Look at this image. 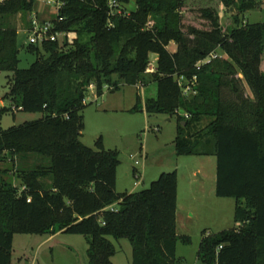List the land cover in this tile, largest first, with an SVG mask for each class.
I'll return each instance as SVG.
<instances>
[{
  "label": "trees",
  "instance_id": "trees-1",
  "mask_svg": "<svg viewBox=\"0 0 264 264\" xmlns=\"http://www.w3.org/2000/svg\"><path fill=\"white\" fill-rule=\"evenodd\" d=\"M36 1H0V73L12 74L13 109L44 114L3 130L8 109L0 107V163L48 159L19 169V187L0 171V264H11L15 234L60 232L87 239L89 264H113L115 248L107 237L130 243L131 264H184L176 246L191 239L176 230V172L160 174L140 192L119 194L117 151L105 150L101 138L95 149L79 140L90 85L101 96L113 75L131 86L155 83L156 98L143 106L137 99L130 112L175 116L177 156L216 159L215 196L235 201L236 227L204 232L198 260L264 264V23L241 19L258 0H116L114 15L109 0H56L61 6L52 19L54 31L76 38L28 45L36 60L19 69L18 33L7 21L33 11ZM130 4L135 10L126 9ZM194 12L208 28L190 25ZM224 16L230 22L225 30ZM170 43L177 45L174 53ZM217 50L225 57L217 53L197 69ZM152 54L154 71L147 73ZM236 72L249 95L244 105L225 106L223 90H238L225 79ZM180 77L184 85L195 77L187 95Z\"/></svg>",
  "mask_w": 264,
  "mask_h": 264
},
{
  "label": "rangeland",
  "instance_id": "rangeland-1",
  "mask_svg": "<svg viewBox=\"0 0 264 264\" xmlns=\"http://www.w3.org/2000/svg\"><path fill=\"white\" fill-rule=\"evenodd\" d=\"M257 2L253 10L241 17L244 22L264 23V0ZM58 8L56 0H37L33 11L20 13L8 19L7 23L14 26L18 33L19 69L29 68L36 60V54L27 50L31 23L33 20L39 23L52 21ZM225 17L222 20L223 30L230 23ZM188 20L190 25L193 24L197 28H208V24L202 21L197 12H194ZM187 26L188 24H185V27ZM75 38V33H61L58 42L71 43ZM167 49L169 52L176 51L177 45L170 43ZM215 53L225 57L219 50ZM42 55L47 54L42 51ZM150 62L155 65L154 54L150 55ZM11 78V73H0V107L8 109L1 120L3 130L25 122L40 120L44 116L40 112L13 109L15 105L9 97ZM241 78L243 77L239 72L226 77L225 80L232 82L240 92H232L233 87H226L223 90L225 106H238L247 100L248 89L238 85ZM156 95L157 89L153 82H148L145 86H131L124 84L117 75H113L111 84L103 87L101 96H97L93 90H88L82 112L84 129L79 140L85 147L95 149L97 140L101 138L105 150L117 151L119 165L116 171V192L119 194L140 192L147 189L160 174L176 172L178 215L176 230L178 235L188 236L191 239L190 245H183L180 242L177 244L176 257L183 259L184 264H202L197 258V252L203 233L206 232L207 236L235 228L233 219L235 201L231 198L215 196V157L176 155L175 116L146 114L144 111L130 112L136 105L137 99L143 106L145 100L156 98ZM34 157L25 160L16 158L12 161L7 159L1 162L2 177L19 187L20 181L17 179L19 169H33L39 164H48V159L37 163ZM135 176L139 178L136 179ZM137 182L139 184H136ZM107 240L115 248L111 262L131 264L130 243L125 239L116 240L112 237H107ZM87 248V239L81 235L62 232L52 236L15 234L12 241L11 264H89Z\"/></svg>",
  "mask_w": 264,
  "mask_h": 264
},
{
  "label": "built area",
  "instance_id": "built-area-1",
  "mask_svg": "<svg viewBox=\"0 0 264 264\" xmlns=\"http://www.w3.org/2000/svg\"><path fill=\"white\" fill-rule=\"evenodd\" d=\"M2 1V0H0ZM50 2V1H49ZM58 6H61L59 3H57ZM118 7V4L116 0H109V8L111 10V15H114L115 12L119 13L118 10H116ZM61 33L54 31V24L52 21H45L43 23H39L37 20H33L31 23V27L28 31V45H42L45 42H55L58 40V37ZM66 39V36L64 37V41ZM218 55L216 53L210 55L207 59L200 61L197 63V69L205 63H209L212 59H215ZM155 65H152L151 62L149 64V67L147 69V73H151L154 71ZM178 85L182 87L183 94L187 95L192 91V86L195 82V77L193 78V81L187 84H183L184 79L180 77L178 80ZM88 90L95 91L94 85H90ZM85 102V100H84ZM187 118V115H184ZM137 164V161H136ZM136 179L139 177L135 176ZM136 184H139L138 182ZM29 202V200H28Z\"/></svg>",
  "mask_w": 264,
  "mask_h": 264
},
{
  "label": "crops",
  "instance_id": "crops-1",
  "mask_svg": "<svg viewBox=\"0 0 264 264\" xmlns=\"http://www.w3.org/2000/svg\"><path fill=\"white\" fill-rule=\"evenodd\" d=\"M128 11H133V10H135V6H134V4H130V5H128L127 6V8H126ZM175 51H171V53H174ZM127 193H133V192H127ZM177 221H178V215H177V207H176V223H177Z\"/></svg>",
  "mask_w": 264,
  "mask_h": 264
}]
</instances>
